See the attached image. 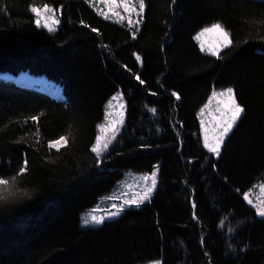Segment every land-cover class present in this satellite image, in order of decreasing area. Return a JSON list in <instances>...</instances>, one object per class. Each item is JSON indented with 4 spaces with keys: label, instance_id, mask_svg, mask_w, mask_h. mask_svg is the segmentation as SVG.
Wrapping results in <instances>:
<instances>
[{
    "label": "trees",
    "instance_id": "16d2710c",
    "mask_svg": "<svg viewBox=\"0 0 264 264\" xmlns=\"http://www.w3.org/2000/svg\"><path fill=\"white\" fill-rule=\"evenodd\" d=\"M33 5L62 9L56 34ZM214 23L232 39L220 58L194 42ZM137 34L86 0H0V74L45 76L66 100L0 78V264H264V219L243 199L264 179V0H145ZM229 87L245 112L217 159L197 115ZM118 91L126 120L100 164L97 126ZM156 166L148 204L81 227L124 173Z\"/></svg>",
    "mask_w": 264,
    "mask_h": 264
},
{
    "label": "rangeland",
    "instance_id": "374dc122",
    "mask_svg": "<svg viewBox=\"0 0 264 264\" xmlns=\"http://www.w3.org/2000/svg\"><path fill=\"white\" fill-rule=\"evenodd\" d=\"M86 1L89 4V6L92 8V10L98 15V17L108 22H111L113 24H117V25H120V26H123L129 29L134 35V39L137 37L138 35L137 33L140 31V28L142 27V23L144 20V13H145V8L143 12H140V9L138 6V0H133V4L136 7V11L134 12L125 11L122 6L105 4L103 0H86ZM43 6L44 5H38L36 7H39L41 8V10H43ZM52 8L56 10L55 18L59 19L60 21L58 25H53L55 28V31H49L45 27L37 26L36 23L35 25L38 28L45 30L49 34H56L61 27L62 9L61 8L56 9L55 7H52ZM110 8L112 9L111 11H110ZM101 12L107 13L109 18L106 19L105 16L101 14ZM116 12L120 14L119 17L114 14ZM138 12L140 13L139 15H137ZM31 14L34 17V20H36L37 17L32 11H31ZM45 15L51 16L52 14L46 13ZM120 17H124V19H120ZM128 17H131L133 21L132 24L128 23V19H127ZM137 20L140 21L139 24L136 23ZM43 22L44 21L41 20L42 24ZM212 25L206 26L205 28H210ZM203 29H201L195 35L194 42L197 44L200 52L203 55L220 58L222 53L226 49H228L232 45V43L229 47L224 48L221 44L222 37L217 32L205 33L203 37L197 40L196 39L197 35L200 32H202ZM230 39H231V36H230ZM202 44H203V49L201 47ZM217 47H219L218 56L212 54V50L216 49ZM23 73H27L30 76L27 74L25 75ZM5 75L10 76L12 78L6 77ZM39 77H42V76L31 75L28 72H21L18 75H12V74H7V73L0 74L1 79L7 80L10 82H15L19 86L31 88L39 92H42V93L44 92L39 89H42V87H44L43 89H46L49 91L51 90V93L54 95L55 100L60 101V102L66 101L64 95H62L59 91L53 92L54 88H49V86H45L44 81L40 79ZM16 80H18L19 83L24 84V85L18 84ZM229 88H232V87H229ZM225 89H228V88H221V89L214 88L211 93V96L209 97L205 105L201 108L198 114V119H199V123L201 127V136H202L203 146L208 153L215 155L217 159L220 157V154L222 152V149L224 147L226 140L228 139L230 134L233 132L234 128L237 126V123H239L240 121L239 120L236 123V125L233 126L232 130L228 133V135L224 137L223 144L220 147L219 156L211 152L209 150V147L206 146V143L209 145L216 143L217 138L220 136V133L223 131L224 122L229 118V115H230L229 101L227 97L219 96V95L213 97V93L214 92L219 93ZM232 89L234 90V88ZM110 102H111V106H109ZM236 102L238 103L237 98H236ZM126 113H127L126 100L124 98L123 93L121 91H118L105 104L104 118L97 126L96 140L98 137H101L102 145L104 143H107L108 145L107 148L104 149L99 155H97V153L92 151V153L97 158L100 164L102 163L103 159L108 154H110L113 147L115 146L117 138L120 135L122 128L125 124ZM101 125L104 126L103 132L101 131V127H100ZM113 136H115V139L112 138ZM96 140H95L94 145L96 144ZM62 147L64 146H61L60 148ZM153 173L156 174V184L154 188H152V180H151V176ZM159 176H160V166H156L153 172L150 174H138L134 172L124 173L122 179L116 184V186L110 193L102 196L99 199L98 203L93 208L81 214L80 216L81 227L83 229H97V228L102 227L107 222L118 220L128 210L141 209L144 205L148 204L153 199L157 191V188H158ZM145 177H148V179H145ZM149 188H152L151 192H148ZM146 192H148L147 199L144 198ZM245 197H247V199ZM243 199L248 206H250L256 211L258 218L264 219V217L258 215V209L264 208V179L261 180L260 182H257L251 189L245 192L243 194ZM249 200L251 201V203H249ZM125 201H136L137 203L126 204ZM121 208H123L122 211L120 210ZM113 212H119V214L116 216H112L111 213ZM92 215H95L97 217L103 216L105 218L104 222L102 224H95V223L85 224L84 221L86 219L90 220ZM155 262H159V264H163L162 260H156V261H152V262L145 263V264H155Z\"/></svg>",
    "mask_w": 264,
    "mask_h": 264
},
{
    "label": "snow or ice",
    "instance_id": "6c2138e0",
    "mask_svg": "<svg viewBox=\"0 0 264 264\" xmlns=\"http://www.w3.org/2000/svg\"><path fill=\"white\" fill-rule=\"evenodd\" d=\"M103 2L105 4L122 6L124 8V10L128 11V12L136 11V7L133 4V0H103ZM138 6L140 9V12H143V10L145 8V0H138ZM30 10L37 17V19L35 20V23L37 24V26L45 27L49 31H55V28L53 25H58L60 23L59 19L55 18L56 17V10L54 8L48 6V5H44L43 10H41V8L33 5V6H31ZM111 10L112 9L110 8V11ZM46 13H51L52 15L47 16V15H45ZM101 14L104 15L106 19L109 18L107 13L101 12ZM114 14L118 17L120 16V14L118 12H116ZM139 14L140 13L138 12L137 15H139ZM120 19H124V17H120ZM127 19H128L129 24L133 23L131 17H128ZM41 20L44 21L43 24L41 23ZM136 23L139 24L140 21L137 20ZM92 31H96V29H92ZM208 32L219 33L220 36L222 37L221 44L224 48H227L231 45L232 40L230 39V33L228 31H226L224 26H222L220 23H215L210 28L203 29V31L197 35L196 39L199 40L201 37H203L205 35V33H208ZM201 47L203 49V44L201 45ZM212 54L218 56L219 55V47H217L216 49H213ZM137 60H141V58L139 56H137ZM137 79H140L139 76H137ZM141 83H143L142 80H141ZM174 95H176V94H174ZM218 95L227 97V99L229 101L230 115H229V118L224 122L223 131L220 133V136L217 138L216 143L212 144V145H209L206 143V146L209 147V150L211 152L215 153L217 156H219V154H220V147L223 144L224 137H226L228 135V133L232 130L233 126L236 125V123L240 120L242 114L245 112V108L236 102V94L232 88L225 89L219 93H216V92L213 93V97L218 96ZM176 98L179 99L180 98L179 95H176ZM114 99H115V97H114ZM109 106H111V102H110ZM152 111L155 112L156 110L152 109ZM32 119L36 120L38 118L33 117ZM121 123H122V121H121ZM100 127H101V131L103 132L104 126L101 125ZM112 138L115 139V136H113ZM67 144H68L67 137L61 136L59 139L50 142L49 147L50 148H56L57 151H59L61 146H65ZM107 146H108L107 143H104L102 145L101 137H98L96 140V144L92 147V151L97 153V155H99L104 149L107 148ZM26 171H27V161L24 162V167L21 169V174L23 172H26ZM145 179H148V177H145ZM151 180H152V188H154L155 184H156V174L155 173L152 174ZM9 182L10 181L8 179L0 178V186L8 185ZM152 188H149L148 192H151ZM148 192L145 193V197H144L145 199L148 198ZM245 198L247 199V197H245ZM125 203L129 204V203H137V202L136 201H125ZM249 203H251L250 200H249ZM120 210L122 211L123 208H121ZM118 214H119V212L111 213L112 216H116ZM258 215L264 217V208L258 209ZM104 219L105 218L103 216L97 217L95 215H92L91 219L90 220L86 219L84 221V223L85 224H89V223L102 224L104 222ZM155 264H159V262H155Z\"/></svg>",
    "mask_w": 264,
    "mask_h": 264
},
{
    "label": "bare ground",
    "instance_id": "6f19581e",
    "mask_svg": "<svg viewBox=\"0 0 264 264\" xmlns=\"http://www.w3.org/2000/svg\"><path fill=\"white\" fill-rule=\"evenodd\" d=\"M23 74H27V73H23ZM29 75V74H27ZM6 77H9V78H12L10 76H7L5 75ZM30 76V75H29ZM32 77V76H31ZM40 79H42L44 81V85L45 86H49V88H54V91L53 92H60L62 95H63V91H62V88L60 85L56 84L55 82L49 80L47 77L45 76H42V77H39ZM18 82V80H16ZM18 84H21L18 82ZM21 85H24V84H21ZM44 87H42V89H39V90H42L44 93H46L48 96H50L51 98H55L54 95L51 93V90H46V89H43ZM198 116V115H197ZM238 124V123H237ZM235 129V128H234ZM205 149V148H204Z\"/></svg>",
    "mask_w": 264,
    "mask_h": 264
}]
</instances>
